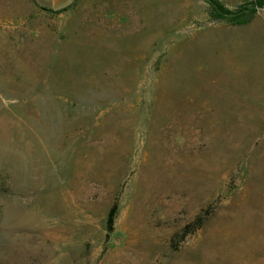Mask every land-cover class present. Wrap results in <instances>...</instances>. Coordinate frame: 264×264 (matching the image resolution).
Segmentation results:
<instances>
[{
	"label": "rangeland",
	"instance_id": "rangeland-1",
	"mask_svg": "<svg viewBox=\"0 0 264 264\" xmlns=\"http://www.w3.org/2000/svg\"><path fill=\"white\" fill-rule=\"evenodd\" d=\"M219 1L0 0V264H264V0Z\"/></svg>",
	"mask_w": 264,
	"mask_h": 264
},
{
	"label": "trees",
	"instance_id": "trees-1",
	"mask_svg": "<svg viewBox=\"0 0 264 264\" xmlns=\"http://www.w3.org/2000/svg\"><path fill=\"white\" fill-rule=\"evenodd\" d=\"M208 1L212 9L214 10V12L222 14V16L224 17H232L233 13L229 11L228 9H226L219 0H208ZM254 14H255V10H252L248 14L244 13L243 15L245 18H242L241 23L249 22L252 19Z\"/></svg>",
	"mask_w": 264,
	"mask_h": 264
}]
</instances>
